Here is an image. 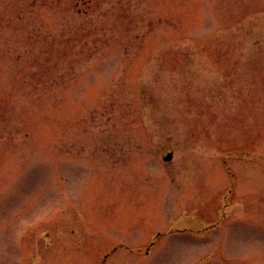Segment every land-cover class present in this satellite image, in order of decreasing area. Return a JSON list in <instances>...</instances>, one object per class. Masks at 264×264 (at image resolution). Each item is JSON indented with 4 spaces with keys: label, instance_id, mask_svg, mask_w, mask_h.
<instances>
[{
    "label": "rangeland",
    "instance_id": "rangeland-1",
    "mask_svg": "<svg viewBox=\"0 0 264 264\" xmlns=\"http://www.w3.org/2000/svg\"><path fill=\"white\" fill-rule=\"evenodd\" d=\"M252 31L264 0H0V264H264Z\"/></svg>",
    "mask_w": 264,
    "mask_h": 264
},
{
    "label": "trees",
    "instance_id": "trees-1",
    "mask_svg": "<svg viewBox=\"0 0 264 264\" xmlns=\"http://www.w3.org/2000/svg\"><path fill=\"white\" fill-rule=\"evenodd\" d=\"M253 46L256 48L250 53L249 64L255 65V69L258 67H264V33L252 31L249 34ZM248 61L246 66L248 65ZM253 72V71H252ZM264 161V160H263Z\"/></svg>",
    "mask_w": 264,
    "mask_h": 264
},
{
    "label": "water",
    "instance_id": "water-1",
    "mask_svg": "<svg viewBox=\"0 0 264 264\" xmlns=\"http://www.w3.org/2000/svg\"><path fill=\"white\" fill-rule=\"evenodd\" d=\"M172 159H173V153L172 152L168 153V155H166L164 157L165 161H171Z\"/></svg>",
    "mask_w": 264,
    "mask_h": 264
}]
</instances>
